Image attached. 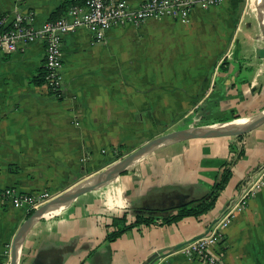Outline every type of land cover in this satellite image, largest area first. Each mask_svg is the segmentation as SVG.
<instances>
[{
	"label": "crops",
	"instance_id": "1",
	"mask_svg": "<svg viewBox=\"0 0 264 264\" xmlns=\"http://www.w3.org/2000/svg\"><path fill=\"white\" fill-rule=\"evenodd\" d=\"M64 1L80 2L0 0V17L30 15L39 28L64 15L67 7L56 12ZM125 1L134 8L145 0ZM245 3L249 8V0L195 8L186 23L163 18L109 28L97 44L79 28L61 41L58 95L31 82L43 70V41L0 52V190L56 196L117 162L116 153L122 158L167 131L224 123L232 115L249 120L263 111L264 62L255 53L263 45ZM231 139L183 140L144 154L110 182L33 222L16 264H143L153 254L160 256L153 264H204L169 250L204 233L264 162V123L236 142L240 162L200 219L140 225L113 242L105 234L113 217L158 219L204 196L229 158ZM26 214L0 196L3 264ZM214 253L215 264H264V186L234 213Z\"/></svg>",
	"mask_w": 264,
	"mask_h": 264
},
{
	"label": "built area",
	"instance_id": "2",
	"mask_svg": "<svg viewBox=\"0 0 264 264\" xmlns=\"http://www.w3.org/2000/svg\"><path fill=\"white\" fill-rule=\"evenodd\" d=\"M78 1L79 4L69 5L61 18L48 20L39 28L31 25L30 15L16 13L9 22L0 17L1 53L11 54L32 42H44L43 84L51 94L58 95L61 92L63 36L85 28L91 33L92 42L97 44L103 42L104 32L109 28L138 27L146 20L163 18L186 23L193 9L207 10L218 6L222 0H145L134 8L129 7L125 0ZM263 186L264 162L248 173L240 192L226 203L205 233L182 243L177 249L171 248L170 253L178 252L193 256L204 264H215L217 260L214 248L220 241L222 230L232 221L234 213L242 209L252 194ZM0 196L12 207L23 208L26 213H32L54 197L45 191L21 194L13 188L1 189ZM8 254L5 251L4 255ZM0 264L3 262L0 261Z\"/></svg>",
	"mask_w": 264,
	"mask_h": 264
},
{
	"label": "water",
	"instance_id": "3",
	"mask_svg": "<svg viewBox=\"0 0 264 264\" xmlns=\"http://www.w3.org/2000/svg\"><path fill=\"white\" fill-rule=\"evenodd\" d=\"M261 10L264 16V0H261ZM261 38H262V48L256 49V58L261 59L264 62V29L261 27ZM238 119H234L224 123H217L208 126H192L184 129L173 130L170 132L163 133L159 136H156L130 153L126 154L120 158L117 162L110 165L108 168L90 178L87 181L80 182L74 187L66 190L63 193H60L54 196L51 200L41 205L39 208L34 210L29 216H27L17 231L15 232L8 254V264H16L17 261V250L21 244V241L30 228L31 224L35 221L41 219L50 209H57L63 205H66L77 198L79 195L86 193L92 189L98 188L102 185L113 180L120 173L125 171L133 161L139 159L144 154L152 151L153 149L162 146L167 143H174L183 140L189 139H200V138H217V137H235L238 135H244L252 130L258 128L264 123V110L261 111L256 116H253L249 119L248 122L242 124L238 127H229L227 124ZM215 221V220H214ZM213 221V222H214ZM211 222L210 224H212ZM210 226V225H209ZM207 227V229L209 228ZM205 230V232L207 231ZM204 232V233H205ZM203 234V233H202ZM198 237V236H197ZM182 245L179 244L173 249H177ZM158 254H153L150 258L146 259L143 264H153L155 258H159Z\"/></svg>",
	"mask_w": 264,
	"mask_h": 264
},
{
	"label": "trees",
	"instance_id": "4",
	"mask_svg": "<svg viewBox=\"0 0 264 264\" xmlns=\"http://www.w3.org/2000/svg\"><path fill=\"white\" fill-rule=\"evenodd\" d=\"M71 1H64L57 9L56 12H61L65 7L71 5ZM51 20H55L52 18ZM222 65L221 63L219 64ZM44 70H40L39 73L31 80L33 85H41L43 83ZM238 119V117L230 116L228 120ZM240 120V119H238ZM237 121V120H235ZM243 135H238L231 137L232 139L228 143V149L230 156L224 161L218 168L214 176V181L209 188V191L202 197L189 201L185 204L175 207L172 209V213L162 216L158 219H154L151 216H140L139 214L134 217L130 222H126L125 215L122 214L119 217H113L110 223V230L105 234V240L108 242H113L116 240L123 232L130 230L134 227L140 225L147 226L152 223L156 225H171L175 224L183 219L192 218L194 220L200 219L207 212H209L215 205V202L225 188L229 179L231 178L232 165L243 155V148L236 145V142L240 141ZM116 159L121 158L119 154H115ZM31 212L26 214V217L29 216Z\"/></svg>",
	"mask_w": 264,
	"mask_h": 264
},
{
	"label": "rangeland",
	"instance_id": "5",
	"mask_svg": "<svg viewBox=\"0 0 264 264\" xmlns=\"http://www.w3.org/2000/svg\"><path fill=\"white\" fill-rule=\"evenodd\" d=\"M245 2H246V0H245ZM245 17H247V19L249 20V21H253L254 22V24L256 25V28H257V39H258V42L260 43V45L262 46V39H261V35H262V33H261V27L264 29V27H263V24H262V22L260 21V18L258 17V15H257V12H256V10H255V4H254V1L253 0H249V8L246 6V3H245ZM260 46V47H261ZM234 120V119H233ZM241 121V120H240ZM168 132V131H167ZM245 135V134H244ZM227 138H231V137H227ZM237 146H240V147H242L240 144L238 145V144H236ZM228 152H229V149H228ZM229 156H230V153H229ZM237 161V160H236ZM238 162H240L239 160H238ZM236 163V162H235ZM234 163V164H235ZM233 164V165H234ZM240 163H238V165H239ZM233 165H232V167H233ZM237 165V166H238ZM232 167H231V169H232ZM235 167V166H234ZM232 172V171H231ZM232 176H233V173H232ZM232 176H231V178H232ZM231 178L229 179V181L231 180ZM45 216V215H44ZM110 230V229H109Z\"/></svg>",
	"mask_w": 264,
	"mask_h": 264
},
{
	"label": "bare ground",
	"instance_id": "6",
	"mask_svg": "<svg viewBox=\"0 0 264 264\" xmlns=\"http://www.w3.org/2000/svg\"><path fill=\"white\" fill-rule=\"evenodd\" d=\"M254 1V4H255V10H256V12H257V15H258V17L260 18V20L262 21V24H263V26H264V16H263V13H262V10H261V0H253ZM249 120H239V121H235V122H230L229 124H227L229 127H238V126H241L242 124H244V123H246V122H248ZM135 161H137V160H135ZM135 161H133V162H135ZM132 164V163H131ZM53 210H55V209H50L49 211H48V213L49 212H51V211H53ZM48 213H46V214H48ZM45 214V215H46Z\"/></svg>",
	"mask_w": 264,
	"mask_h": 264
}]
</instances>
